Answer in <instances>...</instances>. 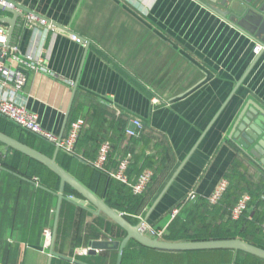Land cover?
<instances>
[{"label":"crops","instance_id":"crops-1","mask_svg":"<svg viewBox=\"0 0 264 264\" xmlns=\"http://www.w3.org/2000/svg\"><path fill=\"white\" fill-rule=\"evenodd\" d=\"M7 1L15 7L5 6L17 15L8 46H16L20 58H40L46 70L27 71L21 89L12 84L6 89L37 117L42 129L58 137L66 134L72 121L85 122L67 172L105 201L106 179L90 165L102 140L111 143L109 170L130 156L131 182L143 170L152 171L140 211L121 213L129 223L142 220L173 235L187 230L211 240L230 219V200L215 209L204 205L223 178L233 175L235 186L264 193V171L229 139L249 103L264 112V51L253 53L257 42L194 0ZM220 1L215 6L222 9ZM228 9L239 14L252 10L264 19V0H229ZM27 15L47 25L29 27ZM11 17L0 11L1 19ZM0 26L7 33L8 23ZM11 55L0 63L19 68ZM133 119L142 122L143 130L128 138L124 131L134 128ZM10 123L2 133L31 146L34 138ZM43 148L52 157L55 147L46 143ZM13 152L0 144V264H76L60 257L81 264H116V251L88 255L90 245L120 242L125 233L104 215L87 211L93 210L91 206L82 209L67 199L60 203L53 243L60 257L50 258L42 233L47 229L52 236L59 182L56 191L42 187L33 160ZM191 192L196 199L187 201ZM63 195L77 197L67 190ZM262 213L257 203L248 209L241 228L248 239L257 232ZM250 214L255 218L252 226ZM120 264H264V260L230 250L171 253L132 245L127 262Z\"/></svg>","mask_w":264,"mask_h":264},{"label":"water","instance_id":"water-1","mask_svg":"<svg viewBox=\"0 0 264 264\" xmlns=\"http://www.w3.org/2000/svg\"><path fill=\"white\" fill-rule=\"evenodd\" d=\"M7 4V0H2ZM202 5L212 14L220 17L224 21L231 24L234 28L240 31L242 34L251 38L258 44L262 46V51H264V19L256 15L252 10H244L242 13H236L230 11L229 0H221L219 8L216 5V0H194ZM4 10L11 13L12 17L10 19H1L0 22L8 23L7 31V42L12 36L13 29L15 26V20L17 15L12 11L11 8L0 5V11ZM83 41V39H82ZM260 55V54H259ZM255 60H257V58ZM254 60V61H255ZM2 62V59H0ZM251 68L247 70L243 78L236 85L234 91L239 87L241 81L249 73ZM76 91V87L73 89V95ZM233 91V93H234ZM232 93V94H233ZM71 105V102H70ZM69 105V106H70ZM70 108L67 111L65 117V123L68 119ZM60 136L59 138H61ZM229 139L233 141L235 146L239 148L254 164L259 166L264 171V112L257 108L254 104L249 103L237 117L230 135ZM0 144L4 145L6 151L11 149L20 153L21 155L33 160L34 162L44 166L51 173L59 179V189L56 194L57 203L56 211L54 217V224L52 229V236L49 246V256L60 257L53 251L54 237L56 233V226L58 221V214L60 209V203L62 200H68L72 204L79 208L86 209L85 207L91 206L93 210L86 209L87 211L98 216L100 214L107 217L112 223L119 227L124 233L125 237L119 241H93L90 245L88 255H95L97 251H116L117 260L116 264L121 263L122 253L127 244L130 241H134L138 245L145 247L147 249L161 251V252H171V253H183V252H197V251H217V250H230L234 252L244 253L254 256L258 259L264 260V249L256 247L252 244L244 242L239 239H228V240H207V241H186V242H168L163 240L151 239L139 232V227L141 223L136 225L129 223L120 212L109 207L102 199L94 195L91 191L85 188L80 182H78L74 177H72L66 170H64L60 165L56 163V156L58 149L55 148L52 157H48L27 145L7 136L6 134L0 132ZM65 187H69L77 197L65 198L63 195ZM64 260L71 261L76 264H81L77 261L71 259L60 257Z\"/></svg>","mask_w":264,"mask_h":264},{"label":"built area","instance_id":"built-area-1","mask_svg":"<svg viewBox=\"0 0 264 264\" xmlns=\"http://www.w3.org/2000/svg\"><path fill=\"white\" fill-rule=\"evenodd\" d=\"M0 5L5 6L7 3L0 0ZM25 23L29 27L33 28L44 27L47 25L44 20L37 19L32 15H27L25 17ZM47 27H50L51 29V26ZM70 38L72 41L78 44L82 43L81 39L76 35H70ZM0 45L3 46L0 49V59L4 60V58H6L11 52V60L19 67L17 69H10L0 63V116L57 148L58 151L68 155L76 156V145L85 127L84 120L76 119L72 121L69 125L68 131L61 138L42 129L38 123L37 117L34 114L28 112L23 106L17 104V102L13 99V95L8 92L6 87L9 84H12L16 90L21 89V87L24 85L25 74L27 71L45 72L46 69L43 65V62L40 58H20L17 55V47L8 46L6 30L1 26ZM262 49L263 48L260 44H256L253 47V53L258 54L262 51ZM131 124L134 126V128H126L124 131L125 136L128 138H136L143 130V124L138 119L131 120ZM110 152L111 143L108 140L100 143L97 148L95 159L90 162L91 166L99 171L105 172L109 179L125 185L133 196H142L151 182L153 176L152 171L149 169L143 170L137 175L136 179L131 182L129 179V168L132 163L131 157L125 156L120 158L117 161L115 169L107 170L106 165L109 161ZM229 186V180L227 178H223L214 188L209 197H207L206 202L208 206H218L228 191ZM195 199V193L191 192L186 200L194 201ZM250 201L251 198L248 193L240 194L235 204L231 208L230 219L232 221H237L247 211ZM140 223L141 225L139 227V232L141 234L148 236L151 239L164 240L166 234L164 230H156L145 224L142 220ZM260 229L262 234H264V220L260 225ZM42 236L43 245L45 248H48L51 241L50 231L47 229L44 230Z\"/></svg>","mask_w":264,"mask_h":264},{"label":"trees","instance_id":"trees-1","mask_svg":"<svg viewBox=\"0 0 264 264\" xmlns=\"http://www.w3.org/2000/svg\"><path fill=\"white\" fill-rule=\"evenodd\" d=\"M9 122L0 116V132L3 131V129L5 128L6 125H8ZM11 124V123H10ZM22 132H24L26 135H31L34 139L33 142L31 144V146L25 144L24 142H21L27 146H29L30 148L45 154L49 153V151H45V149L43 148L44 145H46L47 142L43 141L42 139L34 136L33 134L29 133L26 130H22L20 129ZM105 140H102L100 143H102ZM99 143V144H100ZM78 144V143H77ZM98 144V146H99ZM77 146V145H76ZM97 146V148H98ZM13 155L19 158H25L27 159V161H31L30 159L22 156L21 154L17 153V152H13ZM96 156V155H95ZM74 155H68L65 154L63 152H59L57 155V159L56 162L66 171H69V166L72 162V160L74 159ZM95 159V158H94ZM92 159V161L94 160ZM90 161V162H92ZM35 166H36V170L34 171V175L35 177L38 178L39 183L41 184L42 187L50 190V191H56L57 187H58V182L59 179L57 176H55L53 173H51L47 168H45L44 166L35 163L33 161H31ZM91 165V164H90ZM107 168V167H106ZM107 170H109L107 168ZM104 178L106 179V193H105V203L111 207L112 209L123 213V214H128V215H132L135 214L136 212L140 211L141 207H142V196H133L129 189L125 186L122 185L120 183L115 182L114 180L109 179L108 175L103 172ZM105 174V175H104ZM233 178L234 176L231 175L230 177H228L230 186L228 191L226 192L223 200L221 201V203L216 206V207H211V208H218L219 206L222 205V203H225V201L230 200L229 204L231 205L230 208L233 207V205L235 204L238 196L242 193H248L251 201L248 205V209L251 207V205H254V203H257L263 213L261 214V216L259 217V219H257V221H259V225L257 228V232L253 233V237L251 239H248L247 236L241 232V228H242V223L249 217L248 215V209L247 211L237 220V221H232L231 219H229V221L226 223L225 227L222 228L219 233L211 240H228V239H239L242 240L244 242H247L249 244H252L256 247L262 248L264 249V234H262L261 229H260V225L262 223V221L264 220V193H253L251 191L248 190H244L243 188H239L237 186H235L234 182H233ZM53 179V180H52ZM234 184V186H233ZM64 190H67L69 193H71L72 195H76L69 187H65ZM77 196V195H76ZM232 203V204H231ZM204 205H207V202L204 201ZM229 205V206H230ZM251 215V220L248 221V223L252 226V223H254V216L252 214ZM165 237L164 240L168 241V242H186V241H207V240H203L201 238H199V236L197 235L196 232H189L187 230H183L180 231L177 235H173L172 233H169L168 231H165ZM134 241H130L127 246L125 247V249L123 250L122 253V258H121V262L122 263H126L127 259H128V255H129V249L132 247V245H136L142 248V246L138 245L137 243L133 244ZM145 248V247H143ZM147 249V248H145Z\"/></svg>","mask_w":264,"mask_h":264}]
</instances>
